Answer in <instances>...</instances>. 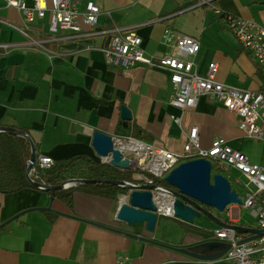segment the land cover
I'll return each instance as SVG.
<instances>
[{"label":"crops","instance_id":"1","mask_svg":"<svg viewBox=\"0 0 264 264\" xmlns=\"http://www.w3.org/2000/svg\"><path fill=\"white\" fill-rule=\"evenodd\" d=\"M73 1L81 14L90 1L100 7L99 24L92 29L98 35L71 39L66 38L69 32L60 31L52 36L49 14L43 19L35 15L29 22L24 12L0 0V21L25 30L42 43L25 44L19 30L0 22V45H15L7 51L0 48V126L27 129L37 158L46 155L54 160L84 155L98 161L92 147L96 131L111 135L114 142L116 138L136 139L182 154L190 128L197 127L201 149H210L213 141L221 138L243 152V140L248 137L239 128L241 118L214 97L201 95L193 109L180 111L170 105L174 87L168 69L114 67L99 49L108 45L117 28L138 34L145 52L156 58L173 55L179 37L191 36L200 41L192 59L199 76H206L209 65L215 62L220 66L218 79L222 84L264 90V76L256 61L222 21V14H226L264 24V0H210L212 6H198L206 9L203 18L194 16V26L184 14L194 12L196 3L183 7L192 0ZM25 2L33 8L34 0ZM214 8L222 13L217 14ZM79 23L88 29L81 19ZM122 106L132 112L126 125L121 118ZM178 117L180 123L175 121ZM137 127L142 131L139 139L118 134L120 128L132 131ZM186 161L190 159L182 163ZM213 172L219 174L216 166ZM229 178L232 182L245 180L235 170L229 172ZM51 196L35 188L0 193V264H119V259L123 264H160L169 259L187 260L191 257L161 244L191 247L213 241L206 240L209 231L214 230L215 235L222 228L204 216L194 224L175 218L165 227L160 215L155 230L148 231L145 225L129 226L113 220L116 200L76 192L70 209ZM50 212L58 214L55 220L49 218Z\"/></svg>","mask_w":264,"mask_h":264},{"label":"built area","instance_id":"2","mask_svg":"<svg viewBox=\"0 0 264 264\" xmlns=\"http://www.w3.org/2000/svg\"><path fill=\"white\" fill-rule=\"evenodd\" d=\"M9 7L17 8L24 12L29 22H33L35 15L43 19L50 15V32L55 36L60 31L69 32L66 38L78 39L98 35L92 31L99 24L102 11L93 2H88L86 12L81 14L73 0H34L33 8H29L25 0H5ZM196 7L211 5L210 0H192ZM193 4V5H194ZM191 5V6H193ZM188 6L186 8H190ZM188 10V9H187ZM217 14L221 11L214 8ZM88 29L83 28L79 21ZM222 21L234 34L241 45L250 53L252 58L264 73V24L255 20L223 16ZM9 24L6 21H0ZM25 38V44L40 46L39 40L33 39L28 32L19 29ZM112 36L106 47L101 50L108 63L118 68H132L137 66L160 67L168 69L171 73V83L174 94L170 105L180 111L193 109L201 95H211L229 111L241 118L239 128L245 136L253 140H264V90H249L232 88L222 84L218 75L220 66L217 63L209 65L208 73L202 77L195 71L193 57L199 51L200 41L194 37L181 35L175 45L173 55L156 58L148 55L143 49V40L135 32L120 28L112 31ZM15 45H0L5 51ZM180 123L181 118L175 119ZM184 146V153L177 154L166 149L136 139L116 138L115 143L120 146L125 156L131 161V170L136 186L156 184L155 179H164L173 169L185 159H209L216 166L219 174L224 175L231 183L232 189L242 199L241 207L255 211L258 227L252 228L264 231V167L254 164L246 154L230 147L224 139L213 141L210 149L203 150L199 142V130L191 127ZM124 145V147H122ZM38 166L43 170L50 169L54 159L50 156L40 155L37 158ZM238 171L245 180L231 181L229 172ZM162 190L165 187L160 186ZM166 191V195L169 193ZM156 199L157 196H155ZM160 215L174 217L175 199L168 206V211H163L164 206L159 204ZM233 205V204H232ZM230 206L225 210L231 216ZM159 215V216H160ZM217 241L231 244L230 249L219 259L187 260L169 259L160 264H264V235L257 236L249 233L248 239L234 230L220 228L215 232ZM119 259V264H123Z\"/></svg>","mask_w":264,"mask_h":264},{"label":"water","instance_id":"3","mask_svg":"<svg viewBox=\"0 0 264 264\" xmlns=\"http://www.w3.org/2000/svg\"><path fill=\"white\" fill-rule=\"evenodd\" d=\"M122 120L127 122L132 120V112L127 106H122ZM0 132L9 133L18 137L27 138L32 144V156L27 169V177L30 179V172L37 160V151L31 136L15 127L0 126ZM92 147L98 157L104 163L120 169H130L131 161L125 156L120 146H117L111 135L96 131L93 134ZM213 164L209 159L201 158L181 163L173 169L164 181L168 186L177 189L172 192L162 188L158 184L136 186L130 183L110 181V180H70L60 186H46L32 182L36 187H43L52 192L51 199H55L56 191L62 190L69 183H113L126 190L120 195L115 203L112 219L125 223L129 226L145 225L146 230L154 231L161 211L158 199L155 196L169 195L175 199L174 217L188 224H194L196 219L203 215L219 224L224 229L234 230L240 234L254 233L257 236L264 235V231L246 228L238 225H231L221 221L217 216L210 213L205 207L215 208L224 213L226 208L232 204H242V199L237 192L232 189L229 180L222 174L212 175ZM205 206V207H204ZM50 211L51 209H47ZM130 237H136L151 241L138 234L125 233ZM251 238L241 241L247 242ZM154 243V241H152ZM176 253L199 260H216L221 258L231 247V244L223 241H206L191 247H175L162 245Z\"/></svg>","mask_w":264,"mask_h":264},{"label":"trees","instance_id":"4","mask_svg":"<svg viewBox=\"0 0 264 264\" xmlns=\"http://www.w3.org/2000/svg\"><path fill=\"white\" fill-rule=\"evenodd\" d=\"M193 4L194 2H188L186 5L183 4V7L186 8ZM222 16L227 15L222 14ZM258 70L264 76L259 66ZM18 129L30 136V132L27 129ZM118 134L138 139L142 137V131L138 127L132 131H125L123 128H120ZM31 156L32 144L27 138L0 132V193L13 194L25 188H35L52 195L50 190L36 187L32 182L46 186H60L70 180H110L135 184L131 169L124 170L113 167L108 163L102 162L100 159L95 161L84 155L71 159L54 160L53 166L48 170L41 169L36 160L30 172L31 182L27 177V169ZM154 182L159 186L168 187L164 179H155ZM76 192L115 201L120 195L126 193V190L113 183L76 182L69 183L64 189L56 191L55 198L72 209L74 194ZM57 216L58 214L55 212L49 213L51 220H55Z\"/></svg>","mask_w":264,"mask_h":264},{"label":"rangeland","instance_id":"5","mask_svg":"<svg viewBox=\"0 0 264 264\" xmlns=\"http://www.w3.org/2000/svg\"><path fill=\"white\" fill-rule=\"evenodd\" d=\"M205 9L206 8L204 7H198L194 10V12H188L184 14L185 16H187L185 20L188 22L189 25L194 26L197 23L196 22L194 24L195 22L194 16L203 18ZM208 9H210V7ZM183 11L185 10H182L181 12ZM242 151L247 155V157L250 159L252 163L261 166L264 165V140H252L249 138H245L243 140ZM229 208L231 209L232 212L231 217L227 215V212L221 213L215 208H210V209L212 210L215 216L219 217L223 221L230 220V221L238 222V224L245 225L250 228L258 227V221L254 210L245 209L237 204L230 205ZM162 217H163L162 218L163 221H165L164 222L165 227H167V224H172L174 223L173 221H175V217H167V216H162ZM213 231L214 230L209 231L210 233L207 234L206 240H218L217 237L213 235ZM243 235L245 238L249 237V234H243Z\"/></svg>","mask_w":264,"mask_h":264},{"label":"bare ground","instance_id":"6","mask_svg":"<svg viewBox=\"0 0 264 264\" xmlns=\"http://www.w3.org/2000/svg\"><path fill=\"white\" fill-rule=\"evenodd\" d=\"M122 147H124V145H122ZM174 201V199L168 195H160L158 196V202L161 205V209L162 206H164L165 209H163V211H168V206L170 203H172Z\"/></svg>","mask_w":264,"mask_h":264},{"label":"flooded vegetation","instance_id":"7","mask_svg":"<svg viewBox=\"0 0 264 264\" xmlns=\"http://www.w3.org/2000/svg\"><path fill=\"white\" fill-rule=\"evenodd\" d=\"M165 188L169 189V190L172 191V192H176V191H177V189L174 188V187H172V186H168V187H165ZM204 207H205V206H204ZM205 208H206L210 213L214 214L210 208H208V207H205ZM203 216L207 218V216H205V215H203Z\"/></svg>","mask_w":264,"mask_h":264}]
</instances>
